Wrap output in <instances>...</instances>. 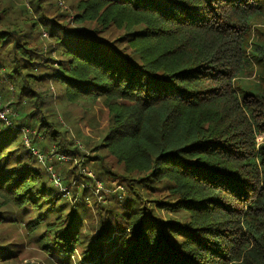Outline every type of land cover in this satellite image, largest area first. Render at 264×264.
<instances>
[{
	"label": "trees",
	"instance_id": "16d2710c",
	"mask_svg": "<svg viewBox=\"0 0 264 264\" xmlns=\"http://www.w3.org/2000/svg\"><path fill=\"white\" fill-rule=\"evenodd\" d=\"M29 1H0V99L16 116L0 127V227L30 215L26 233L52 264H264V72L256 92L236 87L251 54L264 63V0H78L71 19ZM52 84L107 107L91 171L127 193L94 200L95 230L59 190L88 159L59 158L80 148ZM10 245L0 264H23Z\"/></svg>",
	"mask_w": 264,
	"mask_h": 264
},
{
	"label": "rangeland",
	"instance_id": "374dc122",
	"mask_svg": "<svg viewBox=\"0 0 264 264\" xmlns=\"http://www.w3.org/2000/svg\"><path fill=\"white\" fill-rule=\"evenodd\" d=\"M1 1V0H0ZM4 3L10 1V0H2ZM14 4L18 5L20 2H24L26 4H29V0H11ZM53 2V6L49 7V9L52 11L55 8H57L59 13H63L66 15H69L67 19H71V15L73 14L75 4L78 2V0H50ZM76 2V3H75ZM50 4V3H49ZM51 11H45V14L47 16H53ZM51 12V13H50ZM261 18L256 17L253 20V24L260 23ZM43 38H48V34L45 32L42 35ZM46 43V42H45ZM53 58H56V54L52 55ZM251 59L255 60V65L245 71L243 74V78H240L237 83L236 87L239 92V94H245L249 90V87L253 84V82L257 81V78H259V74H262L264 71V63L262 60H260L255 54H251ZM262 64V65H261ZM6 87V86H5ZM50 93H54V96L51 99V104L54 107V111L58 115L59 122L66 128L68 133L66 134L65 138L68 140H71L75 142L76 145L79 146L80 150L78 152V155L76 157L70 156L69 158L67 156H64V159H61L62 161H71L73 164L77 163V161L80 160H87L86 169L79 171V175H81V178L79 180H74L73 177H70V181L72 183L71 187L67 188L65 185H61L59 190L63 193V196L66 197L68 200H73L72 196L77 195V199L75 202L81 203L84 207L83 209L86 211V217L82 221V226L87 229V231L91 230L92 228L95 230L100 223L99 217L101 214H99V210L95 208L94 206V200H96L98 203H101L103 206L108 204V196L109 194H117L118 197H122V202L126 196V190L123 188L122 184H119V177H113L110 178V183L107 182H100L96 179L95 174L91 171V164H92V156H93V146L95 144L94 141L89 143V140H96L100 135H103L104 129L107 126L108 123V112L107 107L101 100H95V101H86L82 100L79 103L78 102H69L65 99L62 90L58 88V86L52 84L50 87ZM251 92H256L255 90H252ZM2 100V97H1ZM50 100V97L48 98V101ZM5 108L8 107L7 102L3 104ZM10 108V107H8ZM7 108V109H8ZM11 109V108H10ZM8 120L10 122V125H14V119L16 116L13 115V110L7 111ZM70 134L71 137L68 135ZM90 146H86L82 142H86ZM258 141H261V137H258ZM91 148V149H90ZM57 156V155H55ZM54 155L50 156V159L55 157ZM61 156V155H60ZM59 157V156H58ZM79 162V161H78ZM114 171H117L118 174H123V171L120 166L116 164H111ZM84 176V177H83ZM88 176L94 179V182L90 181L88 179ZM60 177L62 175L60 174ZM78 179V178H77ZM83 184V185H82ZM87 189V191L84 193L85 198L84 200L81 199L80 193H82V186ZM73 187H76L77 194H74ZM71 188V189H70ZM118 193H113V191H118ZM76 193V192H75ZM165 191L163 190L160 192L161 198L165 196ZM107 194V195H106ZM164 194V195H163ZM118 205L122 202H119L116 200ZM3 210H9L6 208H3ZM120 209H116L118 211ZM8 216L10 213H7ZM90 214V215H88ZM163 217H171V214L168 215L166 212L160 213ZM34 216V214H32ZM172 217H176L175 214L172 215ZM16 218L20 219L19 215H16ZM31 216H25L23 217L21 223L17 224V227L15 225H9V224H3L0 227V241L3 244H11L12 247H20L22 255V263L30 262L27 264H52L51 258L49 256H46V254L40 249L39 245L35 242V237L33 235H27L25 230V223L26 221L30 220ZM107 217H103L104 222H107ZM20 219V220H21ZM119 227L117 225H114L113 230L118 232ZM113 236V235H112ZM18 249V247L16 248ZM57 262V261H56ZM60 264V262L56 263ZM77 264V263H76Z\"/></svg>",
	"mask_w": 264,
	"mask_h": 264
},
{
	"label": "built area",
	"instance_id": "2783aa9c",
	"mask_svg": "<svg viewBox=\"0 0 264 264\" xmlns=\"http://www.w3.org/2000/svg\"><path fill=\"white\" fill-rule=\"evenodd\" d=\"M8 109L2 107L1 99H0V127L1 125H8L10 124L7 116ZM35 153V152H34ZM39 159L42 160V156L38 155ZM60 159H64V156H60ZM50 169V168H49ZM52 179L56 185H59V178L52 172Z\"/></svg>",
	"mask_w": 264,
	"mask_h": 264
}]
</instances>
